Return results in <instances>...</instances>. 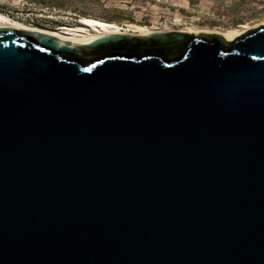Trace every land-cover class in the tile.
<instances>
[{"label": "water", "instance_id": "1", "mask_svg": "<svg viewBox=\"0 0 264 264\" xmlns=\"http://www.w3.org/2000/svg\"><path fill=\"white\" fill-rule=\"evenodd\" d=\"M0 264H264V24L0 27Z\"/></svg>", "mask_w": 264, "mask_h": 264}, {"label": "rangeland", "instance_id": "2", "mask_svg": "<svg viewBox=\"0 0 264 264\" xmlns=\"http://www.w3.org/2000/svg\"><path fill=\"white\" fill-rule=\"evenodd\" d=\"M0 11L49 30L82 25L86 18L116 23L128 31L144 26L246 32L264 24V0H0Z\"/></svg>", "mask_w": 264, "mask_h": 264}, {"label": "bare ground", "instance_id": "3", "mask_svg": "<svg viewBox=\"0 0 264 264\" xmlns=\"http://www.w3.org/2000/svg\"><path fill=\"white\" fill-rule=\"evenodd\" d=\"M3 26L14 27L17 29H25V30H38L43 33L58 36L60 38H63V39H66L72 42H91L97 38H100L105 35H110V34L144 36L152 32H169L167 30H164V31L163 30H152L144 26L138 27V30L136 31H128V30L123 29L120 25L116 23L107 22L103 20H97V19H91V18H86L82 25L67 26L59 30H49V29H44V28H40L37 26L26 24L22 22L21 20H18L7 13L0 11V27H3ZM178 31L192 32V33L202 32V31L195 30L192 28L182 29ZM208 31L222 34L225 37V39L228 41L233 40L236 36H239L243 32L237 28L229 29L225 31L204 30V32H208Z\"/></svg>", "mask_w": 264, "mask_h": 264}, {"label": "trees", "instance_id": "4", "mask_svg": "<svg viewBox=\"0 0 264 264\" xmlns=\"http://www.w3.org/2000/svg\"><path fill=\"white\" fill-rule=\"evenodd\" d=\"M109 22V21H108Z\"/></svg>", "mask_w": 264, "mask_h": 264}]
</instances>
